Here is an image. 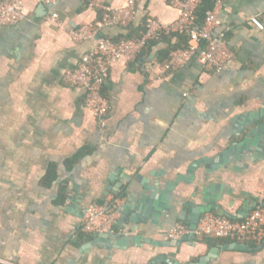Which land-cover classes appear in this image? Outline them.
I'll return each instance as SVG.
<instances>
[{
    "label": "crops",
    "instance_id": "obj_1",
    "mask_svg": "<svg viewBox=\"0 0 264 264\" xmlns=\"http://www.w3.org/2000/svg\"><path fill=\"white\" fill-rule=\"evenodd\" d=\"M22 1L25 20L2 28L0 37V264H152L159 256L181 264H264V239L84 248L96 235L82 230L85 208L112 196L121 198L120 209L131 207L124 217L119 209V239L162 244L172 241L167 232L176 224L189 223L180 220L184 209L191 216L207 189L230 215L264 202V149L260 159L218 160L237 141L234 117L264 111V31L250 24L252 18L264 24V0H214L234 53L221 73L195 59L164 77L148 73V63L168 58L163 51L176 39L115 62L103 88L110 102L104 126L87 111L85 89L65 82L97 41L72 33L97 28L102 13L89 0H55L46 10ZM128 1L109 3L122 9ZM172 1L137 0L139 20L130 29L140 32L148 18L176 22L180 11ZM54 14L60 24L50 20ZM129 31L105 29L99 36L121 39ZM261 139L264 145V129ZM196 161L202 163L190 175ZM141 176L152 190L145 191ZM171 182L177 185L166 192ZM138 207L147 210L146 222L131 231L126 219ZM233 244L247 249L226 248ZM216 247V257L203 261Z\"/></svg>",
    "mask_w": 264,
    "mask_h": 264
},
{
    "label": "built area",
    "instance_id": "obj_2",
    "mask_svg": "<svg viewBox=\"0 0 264 264\" xmlns=\"http://www.w3.org/2000/svg\"><path fill=\"white\" fill-rule=\"evenodd\" d=\"M49 6L55 0H35ZM205 0H173L172 4L180 11L179 19L167 23L160 19L148 18L139 36L132 39H112L99 37L105 29L118 28L129 30L139 20L137 0H129L122 9L114 8L109 0H89V8L102 13L97 28L82 27L72 33V39L84 41L97 39L96 44L82 56L79 66L66 74L65 82L71 86L85 89V106L87 111L105 125L110 112V102L103 93L109 79L112 65L119 60L134 61L143 54L151 44L166 37L187 36L190 45L187 48L172 50L165 63L150 61L147 72L164 77L190 64L194 59L207 72L221 73L234 58L228 48L225 32H221L219 19L221 2L215 1L213 9L206 13L202 25H198L197 11ZM25 3L22 0H0V37L4 27L15 26L24 21ZM54 24H60L57 14L50 17ZM250 24L264 31V24L258 18H252ZM264 199V188L262 190ZM121 198L109 197L102 203H91L84 210L82 230L87 234H115L119 219ZM191 234V225L186 222L176 224L167 232L170 240L180 241ZM196 239L213 238L238 243L251 241L260 244L264 239V207L254 209L243 220H232L215 213L204 214L194 232Z\"/></svg>",
    "mask_w": 264,
    "mask_h": 264
},
{
    "label": "water",
    "instance_id": "obj_3",
    "mask_svg": "<svg viewBox=\"0 0 264 264\" xmlns=\"http://www.w3.org/2000/svg\"><path fill=\"white\" fill-rule=\"evenodd\" d=\"M44 10H46L45 6H42ZM100 37V36H99ZM102 37V36H101ZM264 111L260 110L259 112L247 114V115H241L238 117H234L232 120L233 123L240 124V128L237 129V132L234 134L237 141L230 145L226 150H224L220 155L218 160L226 158V156L235 157L237 160L247 158H254V159H260L262 154V149H264L263 141L261 139V133L264 129V123H261L256 126L257 122L260 120V118L263 116ZM252 148L254 150H252ZM202 161H196L190 168L189 174L191 175L194 172V168H196L199 164H201ZM180 179V178H179ZM130 180V178L128 179ZM137 180L139 183H141L145 189V191H150L153 189L152 186L148 184L147 180L142 179L141 177H138ZM177 185V182H171L166 184L167 191L170 192V189L174 188ZM208 191H204L203 195V204L199 205L197 208L194 209V212L189 217H184V213L186 211V208L184 209V212L182 213V217H180V220L182 221H189L191 225V234L186 236L180 241H171L167 244L162 243H154L150 239H143L142 237L137 238H126V239H119L117 234H97L96 238L89 242L84 248H89L92 245H100L102 247H106L109 245V247H112L114 249H126L131 246H138L141 244H153L154 246H169L174 248H180L183 246L185 242L188 241H194L195 236L194 232L198 226V223L201 219V217L204 214L216 212L220 216L228 217L232 220H243L245 219L253 209L264 207V202L262 203H255L253 206L249 204H245L244 208L238 215H230L223 211L220 207L217 206V201L219 200V197L217 196H211L210 191L212 189H207ZM145 198V197H143ZM144 200V199H143ZM191 203H187L186 206H189ZM209 204V205H208ZM130 205L123 206L120 209V213L124 216L130 211ZM142 210L146 213L147 210H145L144 207H138L135 208V212H132V215L130 218L126 219L127 223L132 226L131 231H139L141 223L146 222V216L144 214H141ZM142 212V213H144ZM118 239V240H116ZM227 249H235V250H246L247 247L243 246L241 244H233L226 247ZM221 248L216 247L212 249L209 253V255L205 258H203V261L210 260L211 258H215L216 255L220 252ZM181 264L178 261H175L173 259H170L165 256H159L157 257L152 264Z\"/></svg>",
    "mask_w": 264,
    "mask_h": 264
},
{
    "label": "trees",
    "instance_id": "obj_4",
    "mask_svg": "<svg viewBox=\"0 0 264 264\" xmlns=\"http://www.w3.org/2000/svg\"><path fill=\"white\" fill-rule=\"evenodd\" d=\"M215 5V1L214 0H205L203 5L199 8V10L197 11V20H198V25H202L204 20H205V16L206 13L213 9ZM132 29V28H131ZM129 29V33L123 37H121V39H132V38H136L139 36L140 32L142 31L143 28H141V31L138 32H133V30ZM165 39L170 40L169 43L172 44L171 40L173 41V39H176V42L174 44H172L169 48H167L165 51H163L165 53V57L167 56L168 58H160V62L161 63H165L171 56V51L175 50V49H179V48H187L190 45V40L187 36H173V37H166ZM118 40V39H115ZM77 158H75L76 160Z\"/></svg>",
    "mask_w": 264,
    "mask_h": 264
}]
</instances>
